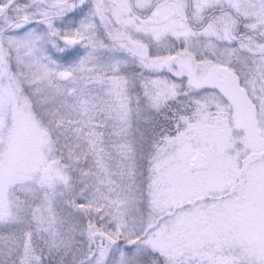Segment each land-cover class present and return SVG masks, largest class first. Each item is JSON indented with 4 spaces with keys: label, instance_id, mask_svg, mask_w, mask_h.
<instances>
[{
    "label": "snow or ice",
    "instance_id": "obj_1",
    "mask_svg": "<svg viewBox=\"0 0 264 264\" xmlns=\"http://www.w3.org/2000/svg\"><path fill=\"white\" fill-rule=\"evenodd\" d=\"M0 264H264V0H0Z\"/></svg>",
    "mask_w": 264,
    "mask_h": 264
}]
</instances>
